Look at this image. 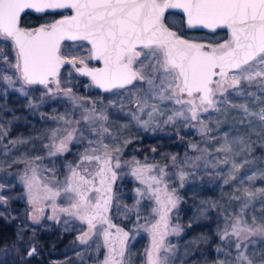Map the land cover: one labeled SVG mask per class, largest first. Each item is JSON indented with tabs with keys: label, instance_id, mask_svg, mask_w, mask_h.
<instances>
[{
	"label": "rangeland",
	"instance_id": "obj_1",
	"mask_svg": "<svg viewBox=\"0 0 264 264\" xmlns=\"http://www.w3.org/2000/svg\"><path fill=\"white\" fill-rule=\"evenodd\" d=\"M59 11L62 15L71 14L70 10ZM166 17L171 29L191 41L208 45L225 40L219 41L218 29L215 32L203 28L189 29L179 11L171 10ZM88 47L86 42L65 41L62 51L86 56ZM14 57L10 47H0V77L9 75L16 80L15 69L9 67L14 63ZM88 63L89 66L99 65L95 60ZM77 74L70 65L60 70V88H71V96L57 91L55 83L49 85V91L43 85H22L19 80L8 86L0 79V185L3 186L0 195L6 198V203L0 201V204L9 206L16 200L22 202L27 224L73 227L74 264H103L108 255L103 237L107 224L97 223L89 233L87 243H82L80 237L88 232L87 223L62 212L54 214L52 201L37 205L44 211L39 222H34L30 218L32 205L28 189L22 179L25 174L31 177L32 169H35L41 189L45 184L62 189L66 177L71 174L70 169L76 165L80 164L78 171L82 173L85 168L96 171L98 165L95 161L81 164V160L85 154H92L93 148L98 149L96 155H102V141L120 162V167L116 168L113 160L117 178L112 185V201L105 215L115 225L108 229L113 237L117 228L128 233L124 256L117 257L122 264H147L146 250L151 247V234L147 229L159 219L153 213L158 205L148 184L160 188L161 196L167 186V190L178 197L177 206L169 212V229L164 237L165 247L171 246L172 251L161 253L167 255L169 264L234 262L236 237L221 240L225 226L231 232V225L238 217L242 221L241 227L252 225L253 218L257 225L264 223V196L257 194L249 199L244 194L245 188L264 189V178L260 177L264 171V121L260 119L264 88L257 82L250 85L242 80L239 86L229 88L224 95L217 93L214 97L216 107L207 112L200 111L197 120H192L186 108L172 100H149V104H157L159 108L149 117L151 107L141 112L136 103L137 97L142 96L147 88L146 84L137 81L125 89L93 93L91 90L95 86L91 80L78 79ZM233 105H245L248 111L245 113ZM176 111H184V116H175ZM101 115L107 119H99ZM169 116H173L172 121H168ZM145 121H148L147 125ZM102 127L108 129L103 135ZM69 133H72V139L67 141V150L56 152L53 145H59ZM151 135H160L162 139L172 137L173 142L180 139L186 142V147L167 150L163 140L161 145L157 142L127 149L135 139L141 141L143 136ZM225 137L232 147L229 153L218 151L224 145ZM194 147L198 151L192 156L190 150ZM115 148L120 151L114 152ZM225 159L228 163H224ZM245 160L250 163L245 164ZM233 162L243 165L239 172H233ZM145 166L153 168L144 173L147 183L142 184L132 175V170ZM181 173L184 174L183 180ZM253 174L257 178L249 181L247 177ZM232 175L236 178L232 179ZM153 176L162 178V183L154 184ZM68 203L63 194L55 200L59 207H67ZM177 226L181 231L174 234L171 229ZM249 241H243L242 245L247 244V254L255 253V259L259 261L264 254V238L250 236Z\"/></svg>",
	"mask_w": 264,
	"mask_h": 264
},
{
	"label": "snow or ice",
	"instance_id": "obj_2",
	"mask_svg": "<svg viewBox=\"0 0 264 264\" xmlns=\"http://www.w3.org/2000/svg\"><path fill=\"white\" fill-rule=\"evenodd\" d=\"M173 9L183 13L188 28H205L213 32L227 29L228 38L223 43L208 45L182 38L166 23V13ZM27 10L37 13L70 10L72 14L29 28L21 23ZM65 41L86 42L89 45L87 55L65 54L62 51ZM0 46L14 51V63H10L9 67L15 69L16 80L22 85H43L51 91L49 85L55 83L57 91L71 96V88H60V70L70 64L80 75L90 77L97 88L106 92L125 89L137 81L146 84L147 88L142 96L137 97L136 103L141 112L151 107L149 117L159 111L158 105L149 104V100H172L184 106L192 120H197L200 111L207 112L209 108L216 107L214 97L217 93L224 95L229 88L239 86L242 80L250 85L257 82L264 88V79H257L264 78V0H0ZM91 60L101 63L102 67H90L88 62ZM0 79L8 86L16 83L9 75ZM20 91H24L23 87ZM233 107H240L245 113L248 111L245 105ZM174 115L184 116V111H176ZM99 119L107 117L101 115ZM260 119L264 121V108L261 109ZM172 120L173 116H169L168 121ZM147 123L144 122L145 125ZM107 132L108 129L102 127L101 135ZM71 139L72 133H69L59 145L54 144L56 152L66 151L67 141ZM101 146L104 149L102 155H96L98 149L93 148L92 154H85L81 160V164L95 161L98 165L96 171L85 168L82 173L78 171L80 164L76 165L70 169L71 174L66 177L62 189L46 184L41 189L35 169H32L31 177L25 174L22 179L28 189L32 205L30 218L34 222H39L44 211L37 205L42 201H52L54 214L62 212L87 223L88 232L80 237L82 243H87L89 233L93 232L97 223L107 224L103 237L108 255L103 264H122L117 257L124 256L128 233L117 228L113 237L108 229L115 225L105 215L112 201V185L117 178L113 160L116 161V168L120 167V162L113 157L107 144L101 141ZM113 151L119 152L120 149ZM218 151H232L227 137ZM224 163L228 160L225 159ZM244 163L250 161L245 160ZM242 167V164L232 163L234 173ZM152 168L136 167L132 175L142 184L147 183L144 173L152 171ZM160 171L163 174V169ZM260 177L264 178V171H261ZM231 178L236 177L232 175ZM256 178L255 174L247 177L249 181ZM183 179L184 174L181 173ZM151 180L156 185L162 183V178L155 176ZM148 189L158 205L153 213L159 219L147 229L151 234V247L146 250L147 264H169L167 255L161 253L172 251L171 246L165 247L164 237L168 234L169 212L177 206L178 197L169 192L167 186L163 189V196L161 189L153 188L152 184H148ZM137 192L140 193V190L137 189ZM62 194L69 201L67 207L55 204L56 198ZM244 194L249 199L257 194L264 196V189L245 188ZM0 201L6 203V198L0 195ZM241 222L239 217L236 218L231 232L226 225L220 236L221 240L236 237L237 255L235 261L228 264H264V254L257 261L255 253L251 256L247 254V244L242 245L243 241H249L250 236L264 238V223L257 225L253 218L252 225L241 227ZM171 231L179 234L181 229L177 226ZM242 247L244 250H241ZM35 252L33 247L27 255L32 256ZM218 264H225V261Z\"/></svg>",
	"mask_w": 264,
	"mask_h": 264
},
{
	"label": "trees",
	"instance_id": "obj_3",
	"mask_svg": "<svg viewBox=\"0 0 264 264\" xmlns=\"http://www.w3.org/2000/svg\"><path fill=\"white\" fill-rule=\"evenodd\" d=\"M55 16L57 13L52 14L49 11L36 13L27 10L22 15L21 23L24 27H37L40 23ZM218 35L219 41L224 40L228 37V30L218 29ZM76 77L78 79L87 78L79 74ZM91 91L101 92L95 87ZM13 95L17 96L14 93ZM163 140H165L163 144L167 150H171L172 147L180 149L186 147V142L179 141L180 139L173 142L172 137L162 139L160 135H151L143 136L141 141L135 139L127 146V149L130 147L132 149L136 145L156 144L157 142L161 145ZM197 151L198 148L194 147L190 150V154L194 156ZM23 207L22 202L18 200L13 201V204L9 206L0 204V264H74L75 229L54 224H27L28 218ZM135 244H132L131 248ZM33 247L36 252L28 256L27 252Z\"/></svg>",
	"mask_w": 264,
	"mask_h": 264
},
{
	"label": "flooded vegetation",
	"instance_id": "obj_4",
	"mask_svg": "<svg viewBox=\"0 0 264 264\" xmlns=\"http://www.w3.org/2000/svg\"><path fill=\"white\" fill-rule=\"evenodd\" d=\"M29 11H30V10H29ZM32 12H34V11H32ZM49 12H51L52 14L57 13V16H55V17H53V18H51V19H49V20H46V21H44L43 23H40V25L47 24V23H52V22L55 21L56 19H58V18H60V17L63 16V15L60 13L59 10H49ZM36 13H37V12H36ZM68 15H69V14H68ZM40 25H39V26H40ZM39 26H37V27H39ZM29 28H35V27H29ZM0 47H2V46H0ZM0 92H1V90H0ZM2 97L5 98V96H3V95H2ZM0 98H1V95H0Z\"/></svg>",
	"mask_w": 264,
	"mask_h": 264
},
{
	"label": "water",
	"instance_id": "obj_5",
	"mask_svg": "<svg viewBox=\"0 0 264 264\" xmlns=\"http://www.w3.org/2000/svg\"><path fill=\"white\" fill-rule=\"evenodd\" d=\"M173 10H175V9H173ZM30 11H33V10H30ZM49 11V10H48ZM176 11H179L180 12V10H176ZM35 12V11H34ZM182 15H183V13L182 12H180ZM72 14V13H71ZM71 14H69V15H71ZM184 17V16H183ZM62 17H60V18H58V19H61ZM58 19H56V20H58ZM184 20H185V18H184ZM186 22V21H185ZM190 29V28H189ZM203 29H205V28H203ZM173 30V29H172ZM208 30H210V29H208ZM174 31V30H173ZM182 38H184V39H187V38H185V37H183L182 36ZM189 40V39H188ZM194 42V41H193ZM197 43V42H196ZM200 44H204V43H200ZM205 45H207V44H205ZM66 65H70V64H66ZM65 66V65H64ZM63 66V67H64ZM70 66H72V65H70ZM73 67V66H72ZM90 67H102V64L101 63H99V65L98 66H90ZM62 69V68H61ZM75 69V68H74ZM77 72V71H76ZM78 73V72H77ZM79 74V73H78ZM80 75V74H79ZM83 76V75H82ZM87 78H89L90 80H91V78L90 77H88V76H86ZM92 82V81H91ZM94 85V84H93ZM95 86V85H94ZM96 87V86H95ZM97 88V87H96ZM97 89H99V90H101V91H104L103 89H100V88H97Z\"/></svg>",
	"mask_w": 264,
	"mask_h": 264
}]
</instances>
